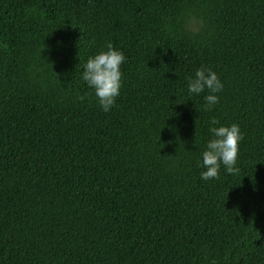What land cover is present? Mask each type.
<instances>
[{"label":"trees","instance_id":"16d2710c","mask_svg":"<svg viewBox=\"0 0 264 264\" xmlns=\"http://www.w3.org/2000/svg\"><path fill=\"white\" fill-rule=\"evenodd\" d=\"M108 44L105 112L82 74ZM232 124L239 173L201 179ZM0 264H264V0H0Z\"/></svg>","mask_w":264,"mask_h":264},{"label":"clouds","instance_id":"9594fccd","mask_svg":"<svg viewBox=\"0 0 264 264\" xmlns=\"http://www.w3.org/2000/svg\"><path fill=\"white\" fill-rule=\"evenodd\" d=\"M106 51H100L90 57L84 67L82 79L93 90L101 108L107 112L114 105L120 94L122 86L121 65L125 61L123 53L111 44L106 46ZM189 94H200L207 90L210 94L204 97L205 110L211 111L219 102L216 93L222 91L223 84L216 72L210 68L201 67L196 70L194 78L188 79ZM83 101L84 97H78ZM211 125L219 124L213 117ZM212 139L207 142L206 150L202 153V167L206 169L201 173V179L208 181L219 179L220 168L223 165L228 174H238L236 167L239 142L243 139L237 124L230 126L210 127Z\"/></svg>","mask_w":264,"mask_h":264}]
</instances>
